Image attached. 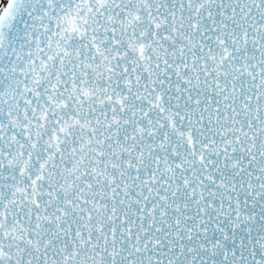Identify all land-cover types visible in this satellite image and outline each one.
<instances>
[{"label":"snow or ice","instance_id":"6c2138e0","mask_svg":"<svg viewBox=\"0 0 264 264\" xmlns=\"http://www.w3.org/2000/svg\"><path fill=\"white\" fill-rule=\"evenodd\" d=\"M0 264H264V0H0Z\"/></svg>","mask_w":264,"mask_h":264}]
</instances>
